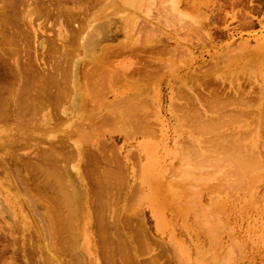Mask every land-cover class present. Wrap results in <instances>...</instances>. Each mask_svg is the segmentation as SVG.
Masks as SVG:
<instances>
[{"label":"rangeland","instance_id":"obj_1","mask_svg":"<svg viewBox=\"0 0 264 264\" xmlns=\"http://www.w3.org/2000/svg\"><path fill=\"white\" fill-rule=\"evenodd\" d=\"M81 1L89 6V13L106 12L109 15L105 18L112 20V39L100 44L95 54L83 55L80 47L69 39L72 38L69 27L43 17L37 19L35 14L28 13V7L21 14V20L23 16L25 21L27 17L29 21L35 18L32 25L29 21L28 27L24 25L27 29L22 27L28 31H23L25 35H31L26 36L28 46L17 34L15 40L22 45L18 44L21 49L17 44L15 48L22 51L16 56L14 48L12 58L13 55L16 58L6 56L12 66L9 76H17L20 71L44 76L57 73L63 88L61 95L57 94L58 99L56 93L51 94L54 100L44 99L40 110L36 108L37 112L34 109L35 113L29 114L33 120L21 119L29 124L17 122L16 118L0 122V264H31L32 260V264H44L41 260L47 258L51 261H46L47 264L59 261L70 264L72 260L75 264L74 255L77 257L80 246L86 243L97 247L100 264H108L105 260L109 258L105 257L104 246H99L95 230L99 218L103 222L102 216L110 229L107 236H112L109 247L114 253L111 249L109 252L112 251L115 264L122 262L118 247L123 243L126 260L122 258V264L134 261V264H264V0ZM59 27L63 31L60 37ZM10 46L9 49L13 48ZM4 47L7 48L6 44ZM23 47L27 54L23 53ZM17 60L24 70L17 69ZM28 60L34 62L30 68L25 67ZM8 74L4 73L6 77ZM0 77L4 76L0 73ZM21 77L16 78L15 84L25 86ZM61 96L64 98L60 101ZM36 165H53V170L57 166L59 172L64 169L66 177L60 172L63 175L59 177L64 180L57 188L60 191L63 188V193L75 191L78 200L83 201L82 206L79 201L71 209L69 206L71 214H77L80 206L86 215L82 217L84 212L80 210V219L74 217L78 218L75 233H82L76 235L81 238L78 249L72 242L77 238L73 232L69 231L74 235L71 243L61 233L65 230H59L63 239L66 237L64 249L73 246L75 254L71 248L72 254L62 250L63 239L58 230L52 234L57 237L56 243L45 230L40 232L42 235L37 233L42 231L43 224L41 228L35 212L43 213L49 204L54 214L56 204H62L58 200L59 190L56 192L54 188V193L47 190L50 187L47 188V182L53 175L46 176L47 168L39 167L42 170L37 171ZM40 188L45 192L42 189L41 193ZM29 198L32 203L37 200L41 204L36 201L38 207L34 208L37 205L29 204ZM97 200L107 202L101 215ZM58 206L56 209L61 210ZM88 210L91 213L96 210L98 220L95 217L88 222ZM86 228L91 230L87 234ZM113 229H118L126 240L116 239L118 234ZM30 244L35 245L34 251L40 250L34 256H31L34 246Z\"/></svg>","mask_w":264,"mask_h":264},{"label":"bare ground","instance_id":"obj_2","mask_svg":"<svg viewBox=\"0 0 264 264\" xmlns=\"http://www.w3.org/2000/svg\"><path fill=\"white\" fill-rule=\"evenodd\" d=\"M135 1V0H134ZM125 3L127 2V1H124ZM87 3H89V2H87ZM133 3V2H132ZM68 4V5H67ZM90 4V3H89ZM70 5V6H69ZM104 5V4H103ZM106 5V4H105ZM123 5V4H122ZM124 5H126V4H124ZM128 5V4H127ZM91 6V5H90ZM101 6V5H100ZM28 7H30V9H27ZM95 7V6H94ZM106 7H107V5H106ZM99 8H101V7H99ZM29 11L28 13L30 14V12H31V15L33 14H35V16H36V18L38 19V18H44L45 20H51V22H54V23H57L58 25H60L61 27H62V25L63 26H66V28H68L69 30V32L71 33H69V35H71L70 37H72V38H69V39H71L72 41H74V42H72V44L74 43V44H76L77 46H79L80 47V49H81V53H83V55H85V56H91V55H93V54H95V52L98 50V48H99V46H100V44H102L103 42H108V41H110L111 39H112V32H113V30H112V20L111 19H107V18H105L107 15H109V14H107L106 12L105 13H103V12H101V11H97V13L94 11H91V12H93V13H89V11H88V9H89V6L88 5H83V3H82V1L81 0H0V73H1V76L3 75L4 77H0V122H2L3 120H5L3 123H5L6 121H9L10 122V120H8L9 118L11 119H15L17 122H20L21 121V119L22 118H28V117H30L29 116V114L30 113H32V111L34 112L35 110H36V108L38 109L39 108V106L40 105H43V104H45L44 103V99H47L48 97H49V99H50V97L53 99V96L51 95V94H53V93H56L55 95H57L58 93H59V95H61L60 93H62V92H60L61 90H62V86L63 85H61V82L63 83V81H61L59 78H56L58 75H57V73H56V75L54 76L53 74H49V75H46V76H44L43 74V76L41 75V74H36V73H34L33 71L32 72H22V71H20V72H22L21 74H20V72L17 74V76L16 75H13V76H9V70L10 69H12V66H10V64H9V62H8V60H7V58H9V56L12 58V54H14V51H15V49H16V53H15V55L16 56H18L17 55V53L18 52H20V51H22V50H18V48H15V47H17V45L20 43L19 41H16L15 40V38L17 39V37L18 36H16L17 34L18 35H20L19 37H18V39L20 38V40H22L23 41V43H25L26 42V46H28V41H27V39L29 38V36H31V35H29V34H27V35H29L28 37H26L27 35H25V32L27 33L28 31L27 30H24L26 27L25 26H27L28 27V21H29V18L27 17L28 16V14L27 13H25L24 15H25V17H27L26 18V21L24 20V16H23V21L21 20V14L23 15V13L25 12V11H27V10ZM112 9H113V7H112ZM94 10H97V8L96 9H94ZM104 10H105V8H104ZM117 11V10H116ZM112 14V13H111ZM30 16V15H29ZM132 16V15H131ZM130 16V17H131ZM20 18V19H19ZM133 18V17H132ZM19 19V20H18ZM33 19H35V18H33ZM32 19V20H33ZM134 19V18H133ZM31 20V21H32ZM42 20V19H41ZM31 21H29L30 23H31ZM36 21V20H35ZM23 22H25L23 25H22V23ZM33 22V21H32ZM42 22V21H41ZM44 22V21H43ZM131 22V21H130ZM136 22V21H135ZM26 23H28V24H26ZM26 24V25H25ZM76 24V26H72V25H75ZM128 24V23H127ZM25 25V26H24ZM30 25V24H29ZM31 25H32V23H31ZM42 25H44V24H42ZM25 28H24V27ZM39 26H40V24H39ZM24 29H23V28ZM41 27V26H40ZM43 27V26H42ZM30 28H31V26H30ZM35 28V27H34ZM27 29V28H26ZM23 31H25V32H23ZM62 30L60 29V27H59V29H58V33H57V36L58 37H60V33H62L61 32ZM8 32V33H7ZM10 32V33H9ZM37 32V31H36ZM31 33V32H30ZM33 33V32H32ZM6 34H7V36H6ZM35 34H37V33H35ZM39 34V33H38ZM9 35V36H8ZM22 35H23V37H22ZM16 36V37H15ZM63 37V36H62ZM65 37V36H64ZM69 37V36H68ZM67 37V38H68ZM132 39V38H131ZM13 40H15L13 43H14V45H16V46H13V43H12V41ZM29 40V39H28ZM131 41V40H130ZM129 41V42H130ZM15 42H17V43H15ZM10 43H12L11 44V46H13V48L10 46ZM6 44V46H7V48L6 47H4V45ZM73 44V45H74ZM105 43H103V45H104ZM120 44H122V43H120ZM11 47V49H9V46ZM20 45H22L21 43H20ZM20 45H18V47H20ZM40 45H42V43L40 44ZM63 45V47H64V44H61V46ZM72 45V46H73ZM34 47V46H33ZM53 47V46H52ZM108 47H112V46H108ZM108 47H106V48H108ZM118 47V46H117ZM120 47H121V45H120ZM119 47V48H120ZM136 47V46H135ZM15 48V49H14ZM62 48V47H61ZM119 48H118V50H119ZM123 48V47H122ZM14 49V51H12ZM20 49H21V47H20ZM23 49V53H25L24 52V47L22 48ZM133 49V48H132ZM55 50V49H54ZM108 50V49H107ZM120 50H122V49H120ZM133 50H135V48L133 49ZM163 51V50H162ZM56 52V51H55ZM63 52V51H62ZM109 52V51H108ZM21 53V52H20ZM52 53V52H51ZM72 53V52H71ZM107 53V52H106ZM111 53V52H110ZM115 53V52H114ZM117 53H119V52H116L115 54L117 55ZM19 54V53H18ZM25 54H27V51H26V53ZM166 54V53H165ZM8 55V57L6 58V56ZM15 55H13V57L14 58H16L15 57ZM29 55V54H28ZM105 55V54H104ZM112 55V54H111ZM150 55V54H149ZM152 55V54H151ZM150 55V56H151ZM48 56V55H47ZM64 56V55H63ZM106 56V55H105ZM112 56H115V55H112ZM34 57V56H33ZM153 57V56H152ZM11 58H9V59H11ZM14 58H12V59H14ZM105 58V57H104ZM111 58V57H110ZM107 59V58H106ZM105 59V60H106ZM128 59V58H127ZM16 60V59H15ZM103 60V59H102ZM108 60V59H107ZM106 60V61H107ZM150 60V59H149ZM154 60V59H153ZM29 61V60H28ZM27 61V62H28ZM35 61V60H34ZM16 62V64H15V66H17V67H15V68H17V69H19V67L21 68V65L18 63V60L17 61H15ZM14 61H13V63H15ZM27 62H26V65L24 64V63H22L23 64V66L25 65V67H29L30 68V66L32 67V63L31 62H33V60H31V61H29L28 62V64H27ZM58 62V61H57ZM98 62V61H97ZM156 62V61H155ZM158 62V61H157ZM34 63V62H33ZM94 63V62H93ZM110 63V62H109ZM127 63H128V61H127ZM18 64V65H17ZM106 64V63H105ZM111 64V63H110ZM121 64V63H120ZM70 65V64H69ZM103 65V64H102ZM113 65V64H112ZM115 65V64H114ZM117 65V64H116ZM57 66V65H56ZM100 66V65H99ZM152 67H154V66H152ZM207 67V66H206ZM23 68V70H24V67H22ZM21 68V69H22ZM104 68H106V66L104 67ZM115 68V67H114ZM121 68H122V66H121ZM120 68V69H121ZM125 68V67H124ZM26 69V68H25ZM35 69V68H34ZM65 69V68H64ZM64 69H63V72H64ZM84 69V68H83ZM82 69V70H83ZM20 70V69H19ZM31 69H29V71H30ZM54 70H56V69H54ZM27 71V70H26ZM84 71V70H83ZM85 72H87L86 70H85ZM109 72V71H108ZM4 73H6V74H8L7 75V77H6V75H4ZM23 73H25V74H23ZM38 73V72H37ZM41 73H43V72H41ZM45 73V72H44ZM80 73V72H79ZM89 73V72H88ZM143 73V72H142ZM25 75V76H23V75ZM81 74H82V71H81ZM85 74V73H84ZM159 74V73H158ZM20 75H22L23 77H21ZM66 75V74H65ZM90 75H92V74H90ZM124 75V74H123ZM21 77V78H23L21 81L22 82H25V83H22V84H24L25 86H18L17 84H15V81H16V78L17 77ZM66 76H68V75H66ZM120 76H122V75H120ZM154 76V75H153ZM143 77V76H142ZM157 77V76H156ZM66 78V77H65ZM69 78V77H68ZM84 78V77H83ZM83 78H82V81H83ZM20 79V78H19ZM120 79V78H119ZM68 80V79H67ZM67 80H66V84L69 82V80H68V82H67ZM61 81V82H60ZM87 81V80H86ZM18 82H20V81H18ZM83 83V82H82ZM65 84V85H66ZM84 84V83H83ZM17 85V86H16ZM64 85V86H65ZM69 86V85H68ZM84 86V85H83ZM50 87H52V89L54 88L55 90H51L50 89ZM83 88V87H82ZM75 89V88H74ZM76 90V89H75ZM82 90V89H81ZM99 90V89H98ZM52 91H54V92H52ZM98 92V91H97ZM84 93V92H83ZM242 93V92H241ZM67 94V93H66ZM54 95V94H53ZM54 95V96H55ZM68 95H70V94H68ZM85 95V94H84ZM84 95H83V98H84ZM96 95V94H95ZM67 96V95H66ZM59 98V96L57 95L56 96V98ZM62 97L63 96H61V98H60V101H61V99H62ZM57 98V99H58ZM64 98V97H63ZM96 98L98 99V96H96ZM56 99V100H57ZM127 98H125V100H126ZM241 99H243L242 97H241ZM54 100V99H53ZM55 100V101H56ZM123 100V99H122ZM129 100V99H128ZM42 101H43V104H42ZM49 101H52L51 99L49 100ZM117 101V100H116ZM120 101V100H119ZM63 102V101H62ZM67 102V101H66ZM114 102V101H113ZM117 103V102H116ZM120 103V102H119ZM122 103H125V101L124 102H122ZM235 103V102H234ZM52 104V103H51ZM106 105V104H105ZM240 105V104H239ZM243 105V104H242ZM50 106V105H49ZM53 106V105H52ZM57 106V105H56ZM108 106V105H107ZM110 106V105H109ZM119 106V105H118ZM127 106V105H126ZM244 106V105H243ZM124 107V106H123ZM97 108V107H96ZM35 109V110H34ZM112 109H113V107H112ZM122 109V108H121ZM39 110H40V108H39ZM38 110V111H39ZM42 110V109H41ZM237 110V109H236ZM29 112V113H28ZM36 112H37V110H36ZM136 112H138V111H136ZM27 113H28V115H27ZM35 113V112H34ZM33 113V114H34ZM24 114V117L22 116ZM37 114H39V113H37ZM219 114V113H218ZM236 115H237V113H235ZM26 115V116H25ZM124 115V114H123ZM234 115V114H233ZM21 116V117H20ZM39 116V115H38ZM38 116H37V119H38ZM135 116V115H134ZM31 117H32V114H31ZM30 117V118H31ZM17 118H19L18 120H17ZM108 118H110V117H108ZM238 118V117H237ZM7 119V120H6ZM36 119V120H37ZM104 119V118H103ZM31 120H33L32 118H31ZM113 120H115V119H113ZM112 120V121H113ZM14 121V120H13ZM16 121H14V122H16ZM23 121H24V119H23ZM23 121H21V122H23ZM92 121V120H91ZM105 121H106V119H105ZM111 121V122H112ZM140 121V120H139ZM25 122V121H24ZM26 122H27V120H26ZM25 122V123H26ZM34 122V121H33ZM98 122V121H97ZM28 123V122H27ZM26 123V124H27ZM100 123L102 124V123H104V121L103 122H101L100 121ZM110 123V122H109ZM114 123V122H113ZM29 124V123H28ZM80 124V123H79ZM98 124V123H97ZM5 125V124H4ZM83 125V124H82ZM115 125V124H114ZM81 126V125H80ZM96 126V125H95ZM98 126V125H97ZM78 128H79V126H77ZM99 127H101V125L99 126ZM86 128H88V127H86ZM81 129V128H80ZM91 129H93V128H91ZM99 129V128H98ZM79 130V129H78ZM81 130H83V128L81 129ZM87 131H88V129H86ZM96 130V129H95ZM80 131V130H79ZM94 131V130H93ZM84 132H86L85 131V128H84ZM238 132V131H237ZM70 133V132H69ZM92 133V132H91ZM80 134H82V133H80ZM95 134V133H94ZM93 134V135H94ZM92 135V134H91ZM90 135V136H91ZM97 135V134H96ZM223 135V134H222ZM64 136V135H63ZM93 137V136H92ZM222 137H224V136H222ZM80 138V137H79ZM84 138V137H83ZM65 139V138H64ZM61 140V139H60ZM81 141V140H80ZM84 142H85V140H84ZM66 144V143H65ZM69 144V143H68ZM85 144V143H84ZM193 144V143H192ZM52 145V144H51ZM51 145H49V147L51 146ZM56 145V144H55ZM62 145H64V144H62ZM71 145V144H70ZM49 147H47V148H49ZM55 147V146H54ZM68 147V146H67ZM192 147V146H191ZM198 147H200V146H198ZM215 147H217V146H215ZM214 147V148H215ZM61 148V147H60ZM64 148V147H63ZM102 148V147H101ZM195 148V147H194ZM54 149V148H53ZM56 149V148H55ZM65 149V148H64ZM198 149V148H197ZM224 149H226V148H224ZM44 150V149H43ZM59 150V149H58ZM58 150H57V153H58ZM70 150V149H69ZM86 150V149H85ZM108 150V149H107ZM66 151V150H65ZM192 151V150H191ZM43 152V151H42ZM41 152V153H42ZM46 152V151H45ZM47 152H48V150H47ZM46 152V154H48ZM223 152V151H222ZM92 153V152H91ZM197 153V152H196ZM44 155H45V153H43ZM50 154V153H49ZM62 154H63V152H62ZM66 154V153H65ZM105 154V153H104ZM115 154V153H114ZM41 155V154H40ZM71 155V154H70ZM86 155V154H85ZM88 155V154H87ZM234 155V154H233ZM42 156V155H41ZM48 156V155H47ZM52 156H53V154H52ZM68 156V155H67ZM94 156V155H93ZM223 156H225V155H223ZM45 157H46V155H45ZM51 157V156H50ZM92 157V156H91ZM96 157V156H95ZM108 157V156H107ZM40 158V157H39ZM116 158V157H115ZM234 158V157H233ZM10 159V158H9ZM47 159H48V157H47ZM59 159V158H58ZM71 159V158H70ZM235 159V158H234ZM19 160V159H18ZM32 160V159H31ZM228 160V159H227ZM240 160V159H239ZM68 161V160H67ZM218 161V160H217ZM216 161V162H217ZM51 162H52V160H51ZM107 162V161H106ZM22 163V162H21ZM24 163V162H23ZM28 163V162H27ZM34 163V162H33ZM39 162H37V164H38ZM57 163V162H56ZM122 163V162H121ZM4 164V163H3ZM6 164H8V162L6 163ZM35 164H36V162H35ZM40 164V163H39ZM64 164V163H63ZM107 164V163H106ZM28 165V164H27ZM54 165V164H53ZM53 165H49V166H41V167H43L44 169L45 168H47V171H46V176H51V175H53V176H51L52 178H50L49 179V181L47 182L45 179L46 178H49V177H46V178H44V180L47 182V185H45V186H43V188H45L46 186H47V188L49 187V185H50V189L48 188L47 190L51 193H54V188H55V191L57 190H59L57 187H58V185L59 184H61L60 182L62 181V179L64 180V178H60L59 176H62L63 174H65V177H66V171H64V169L62 170V168L60 169L61 171V173H62V171H63V174H60V172H59V170H58V168H57V166H55L56 168L53 170ZM66 165V164H65ZM237 165V164H236ZM10 166V165H9ZM17 166H19V165H17ZM52 166V168H50ZM59 166H61V164L59 165ZM100 166V165H99ZM112 166V165H111ZM40 167V166H39ZM39 167H37V165H36V169H37V171H39V170H42V169H40ZM62 167V166H61ZM103 167V166H102ZM19 168V167H18ZM17 168V169H18ZM32 168V167H31ZM66 168V167H65ZM119 168V167H118ZM7 169V168H6ZM14 169V168H13ZM29 169H30V167H29ZM44 169H43V171H44ZM81 169V168H80ZM114 169V168H113ZM10 170V169H9ZM26 170H27V173H28V169L26 168ZM25 170V171H26ZM31 170H33V168L31 169ZM31 170H30V172H31ZM35 170V169H34ZM58 171V173H57V171ZM68 170V169H67ZM86 170V169H85ZM116 170V169H115ZM119 170V169H118ZM117 170V171H118ZM123 170V169H122ZM121 169H120V171H122ZM187 170V169H186ZM15 171V170H14ZM19 171V170H18ZM42 171V172H43ZM93 171V170H92ZM112 171V170H111ZM124 171V170H123ZM13 172V171H12ZM34 172V171H33ZM55 172L57 173V174H55ZM65 172V173H64ZM86 172V171H85ZM91 172V171H90ZM125 172V171H124ZM189 172V171H188ZM35 173V172H34ZM33 173V174H34ZM44 174V176H45V172H43ZM104 173V172H103ZM121 173H123V172H121ZM32 174V173H31ZM49 174V175H48ZM69 174V173H68ZM84 174V173H83ZM92 174V173H91ZM91 174H90V176H91ZM113 174V173H112ZM15 175V174H14ZM123 175V174H122ZM16 176V175H15ZM18 176V175H17ZM32 176V175H31ZM43 176V177H44ZM111 177V176H110ZM115 177V176H114ZM16 178V177H15ZM18 178V177H17ZM91 178V177H90ZM108 178V177H107ZM120 178V177H119ZM24 179V178H23ZM23 179L21 180V178H20V181H23ZM32 179H34V178H32ZM67 179V178H66ZM65 179V180H66ZM115 179H117L116 177H115ZM29 180V179H28ZM42 180V179H41ZM51 180V181H50ZM18 181V180H17ZM34 181V180H33ZM32 181V182H33ZM37 181V180H36ZM44 181V182H45ZM107 181V180H106ZM123 181V180H122ZM26 183H27V181H25ZM50 182H52L51 184H50ZM55 182V183H54ZM71 182V181H70ZM72 182H74V181H72ZM87 182V181H86ZM91 182V181H90ZM115 182V181H114ZM22 183V182H21ZM21 183H20V186H21ZM35 183V182H34ZM49 183V184H48ZM54 183V184H53ZM62 183H63V181H62ZM75 183V182H74ZM113 183V182H112ZM124 183V182H123ZM28 184V183H27ZM27 184H26V186H27ZM41 185V184H40ZM39 185V186H40ZM43 185V184H42ZM42 185H41V187H42ZM54 185V186H53ZM64 185V184H63ZM68 185V184H67ZM75 185V184H74ZM56 186V187H55ZM62 185H60L59 186V188L61 187ZM76 186V185H75ZM104 186V185H103ZM30 187H32V186H30ZM38 187V186H37ZM53 187V188H52ZM72 187V186H71ZM78 187V186H77ZM92 187V186H91ZM23 188H27V187H23ZM22 188V189H23ZM42 188V189H43ZM64 188H67V187H64ZM29 189V188H28ZM39 189V188H38ZM41 189V188H40ZM41 189V193H43L42 191L44 190H42ZM60 189H62L60 192L61 193H59L58 192V195H59V199L58 200H61V203L60 204H62V206H60L61 208H59V206H58V203L56 204V208H57V206H58V208L59 209H61V210H57L56 208L54 209V210H56V212L57 213H51L52 212V210H51V206H49L48 207V205L49 204H47V207H46V210H44V211H42L43 213H45V211H46V214H43V213H41V212H39V210L37 211V212H35V210L34 209H32V212L34 211L35 212V214H37V216H34V215H32L33 213L31 212V210H30V213H31V215L32 216H34V217H38L37 219H39V220H37V221H40V225H41V228H42V224H43V228H42V231H39V232H37V233H39V234H41L40 232H43V230H45V232L44 233H47L48 234V236L50 237L54 232L55 233H57V230L59 231V230H65V232H61V231H59V235L61 234V233H63L64 234V236L65 235H67L66 237L68 238H70V242H71V238H72V235L74 236V237H77L76 235H79L80 236V234H82V233H80V234H76L75 232H78V230L77 229H75V225H74V223H75V221L78 219H75L74 217H75V215H76V217H79V215L81 214H79V212H84V216H82V217H84L85 218V211H83V210H81L82 209V207H80V206H77L76 208L77 209H79L78 211L76 210V208L75 207H73V208H75V210L78 212H75V213H77L78 214V216H77V214H75L74 215V213L73 214H71L72 212L70 211V209L72 208V206L73 205H75V203H76V201H79L78 200V198H79V196H78V194L75 192V191H68L69 192V194H68V192L67 193H63V192H65V191H63L64 189L63 188H60ZM69 189V188H68ZM136 189V188H135ZM27 190V189H26ZM31 190V189H30ZM36 190V189H35ZM45 190H46V188H45ZM45 190H44V192H45ZM51 190H53V191H51ZM71 190H73V189H71ZM38 191V190H37ZM36 191V192H37ZM47 191V192H48ZM56 191V192H57ZM88 191V190H87ZM138 191H139V189H138ZM72 192V193H71ZM142 192V191H141ZM39 193V192H38ZM71 193V194H70ZM57 193H55V195H56ZM32 195V194H31ZM34 195V194H33ZM32 195V196H33ZM36 195V194H35ZM34 195V196H35ZM89 195V194H88ZM30 196V195H29ZM32 196H30V197H32ZM38 196V194L36 195V197ZM54 196V195H53ZM81 196V195H80ZM28 197V196H27ZM50 197V196H49ZM33 199H36V198H34V197H32ZM32 198H29V200L31 201V199ZM54 198V197H53ZM23 199V198H22ZM57 199V198H56ZM56 199H54L53 200V202H55L56 203ZM28 200V199H27ZM39 200V199H38ZM109 200V199H108ZM7 201V200H6ZM8 201H11V200H8ZM22 201V200H21ZM24 201V200H23ZM22 201V202H23ZM37 201V200H36ZM35 200L33 201V203H32V201L31 202H29L28 201V203L29 204H36L37 202H39V201H37L36 202ZM43 201V200H42ZM88 201H89V199H88ZM94 201V200H93ZM127 201V200H126ZM46 202V201H45ZM44 202V203H45ZM52 202V201H51ZM81 201H79V203H80ZM97 202V203H96ZM101 202H103V203H101ZM131 202V201H130ZM43 203V202H42ZM78 203V202H77ZM78 203V204H79ZM82 204H83V201L81 202ZM80 203V204H81ZM93 203V202H92ZM95 203H96V206H97V204L99 205V206H97V207H100L99 208V210L97 209V207L95 208V209H97V211H100V215L102 214L101 212V210L102 209H104L103 207L104 206H106V203L104 202V200L102 201H100V200H97V201H95ZM100 203L102 204V206H100ZM133 203V202H132ZM38 204H41V202H39ZM73 204V205H72ZM78 204H76V205H78ZM82 204H81V206H82ZM94 204V203H93ZM103 204H104V206H103ZM118 204V203H117ZM13 205V204H12ZM37 205V204H36ZM51 205V204H50ZM75 205V206H76ZM95 205V204H94ZM4 206V205H3ZM35 206V205H34ZM33 206V207H34ZM42 206V205H41ZM43 206L45 207L46 205L45 204H43ZM69 206H70V209H69ZM38 207V205L36 206V207H34V208H37ZM53 207V206H52ZM81 209H80V208ZM84 207V206H83ZM89 207V206H88ZM88 207L86 208V207H84V208H86V209H88ZM95 207V206H94ZM93 207V208H94ZM102 207V208H101ZM42 208V207H41ZM63 208H64V210L66 211L65 213L63 212L64 210H63ZM92 208V209H93ZM43 209V208H42ZM53 209V208H52ZM91 208H89V210H90ZM91 209V210H92ZM137 209V208H136ZM2 210V209H1ZM74 210V209H73ZM81 210V211H80ZM88 210V211H89ZM94 210V209H93ZM105 210V209H104ZM4 211V210H3ZM67 211H70V212H67ZM96 211V210H95ZM95 211H93V213H91L90 211V214H91V216L93 215V214H95L96 212ZM134 211V210H133ZM140 211V210H139ZM54 212V211H53ZM95 212V213H94ZM105 212V211H104ZM104 212H103V214H104ZM87 213V212H86ZM6 214V213H5ZM11 214V213H10ZM89 214V213H88ZM90 214L88 215L90 218L88 219V217H87V219H88V222H91V220L90 219H92V218H95L96 217V219L98 220V218H97V216L99 217V213H96L95 215H93V217H91L90 216ZM82 215H83V213H82ZM106 215V214H105ZM4 216V215H3ZM2 216V217H3ZM8 216V215H7ZM107 216H108V214H107ZM107 216H106V218H107ZM101 217V216H100ZM32 218V217H31ZM105 217H103L102 216V219H103V222H101L100 221V218H99V220H98V225H95V227L97 228V226H98V230L95 228V230H96V233H97V231H98V233H97V236L99 237V239H98V243H99V246H104L103 248L105 249L104 251V253H105V257L107 256V258H109L110 259V262H111V264H113L114 263V259H111L112 258V256L110 255V254H112L113 255V253H114V251H113V249H111L109 246H111L112 244L111 243H113L112 241H111V243H109V241H110V239H112V236H107L108 235V233H110L109 231H110V229L108 230V226H106V225H108V224H104L105 223V221L104 220H106V219H104ZM113 218V217H112ZM128 218V217H127ZM139 218H141L142 219V217H141V215H140V217ZM79 219H80V217H79ZM82 219V218H81ZM114 219H115V217H114ZM32 220V219H31ZM122 220V219H121ZM127 220V219H126ZM8 221V220H7ZM11 221V220H10ZM80 221V220H79ZM79 221H78V223H79ZM125 221V220H124ZM77 222V221H76ZM81 222V221H80ZM85 222H86V224L84 223V225H86L87 226V221L85 220ZM139 222H142V221H139ZM42 223V224H41ZM78 223L76 224V225H78ZM95 223V222H94ZM97 223H95V224H97ZM107 223V222H106ZM116 224L118 223V221H116L115 222ZM10 224L12 225L13 224V222L11 223L10 222ZM82 224V223H81ZM80 224V225H81ZM89 224H91V223H89ZM122 224H123V222H122ZM9 225V224H8ZM14 225V224H13ZM39 225V224H38ZM40 225H39V227H40ZM80 225H78V226H80ZM119 225V224H118ZM93 226H94V224H93ZM113 226V228L115 229V228H118V227H116V225L114 226V225H112ZM121 226V225H120ZM7 227V226H6ZM37 227V226H36ZM88 227H90V226H88ZM135 227V226H134ZM9 228H10V226H9ZM14 228V227H13ZM79 228V227H78ZM92 228V227H91ZM129 228V227H128ZM31 229V228H30ZM75 229V230H74ZM81 229H82V227H81ZM87 229V228H86ZM89 229V228H88ZM88 229H87V231H86V234H87V232H88ZM113 229V230H114ZM119 229V228H118ZM118 229H116V231L115 232H117V234H118V236H115L116 234H114V236L116 237V239L117 238H121V239H123V241H125L126 239H125V237H123L122 235H120L119 233H118ZM132 229H133V227H132ZM136 229V228H135ZM138 229V228H137ZM5 230V229H4ZM13 230V229H12ZM39 230H41L40 228H39ZM77 230V231H76ZM84 230H85V228H84ZM90 230V229H89ZM2 231H3V229H2ZM15 231H16V229H15ZM66 231H68V232H66ZM69 231L72 233L73 232V234H69ZM91 231V230H90ZM119 231H122V230H120L119 229ZM134 231V230H133ZM10 232V231H9ZM61 232V233H60ZM79 232H81V230L79 231ZM108 232V233H107ZM144 232V231H143ZM54 233V234H55ZM68 233V234H67ZM92 233V232H91ZM123 233V232H122ZM132 233V232H131ZM134 233H136V232H134ZM7 234V233H6ZM11 234V233H10ZM47 234L45 235L46 237H48L47 236ZM53 234V235H54ZM98 234H100V235H98ZM137 234V233H136ZM142 234V233H141ZM4 235V234H3ZM2 235V236H3ZM42 235V234H41ZM41 235H40V237H41ZM52 235V239H53V237H54V239H55V237L56 236H53ZM57 235V234H56ZM70 235V236H69ZM91 235V234H90ZM119 235H120V237H119ZM11 236V235H10ZM44 236V235H43ZM61 236V238L63 239V235L61 234L60 235ZM77 237L76 239L74 238V240H72V242L75 244V245H77L76 246V248L78 247V241L81 239L80 237ZM140 236H142V235H140ZM4 237V236H3ZM45 237V238H46ZM66 237H65V239H61L62 240V242H61V244L60 245H62V244H64V245H66ZM81 237H82V235H81ZM90 237H92V236H90ZM109 237H111V238H109ZM123 237V238H122ZM128 237V236H127ZM16 238V237H15ZM57 238V237H56ZM59 238V237H58ZM132 238V237H131ZM138 238V237H137ZM1 239H3V238H1ZM43 239H44V237H43ZM49 239V238H48ZM78 239V240H77ZM114 239V238H113ZM116 239H114V240H116ZM6 240V239H5ZM42 240V239H41ZM46 239H44V241H45ZM49 240H51V238L49 239ZM60 240V241H61ZM65 240V242H63ZM68 240V239H67ZM91 240V239H90ZM93 240V239H92ZM91 240V241H92ZM119 240V239H118ZM133 240H134V237H133ZM139 240H141V239H139ZM12 241V242H11ZM10 242L11 243H14L13 242V240H11ZM43 241V240H42ZM77 241V242H76ZM95 241V240H94ZM93 241V242H94ZM142 241H144V239L142 240ZM32 242V241H31ZM52 242V241H51ZM55 243H56V239H55V241H54ZM53 242V243H54ZM70 242H68V243H70ZM71 242V243H72ZM118 242V241H117ZM119 242H121V241H119ZM139 242H141V241H139ZM5 243H6V241H5ZM8 243H9V241H8ZM60 243V242H59ZM67 244L69 247H70V245L72 246V244ZM83 243V242H82ZM89 243H91V242H89ZM96 243V242H95ZM94 243V244H95ZM2 244H4L3 242H2ZM7 244V243H6ZM10 244V243H9ZM8 244V245H9ZM37 244H39V243H37ZM36 243H35V245H37ZM51 244V243H50ZM109 244H111V245H109ZM119 244V243H118ZM121 244V243H120ZM35 245H33V244H30V246H34L33 247V250H32V247L31 248H29V249H31L32 251V255L31 256H34V254H36L35 252H37V251H34L35 249H36V247H35ZM57 246H58V243L56 244ZM59 245V246H60ZM115 245V244H114ZM123 245L125 246V244L123 243ZM123 245H119V249H118V254L120 253V254H122V255H118V258H120L121 259V261L123 262V260H122V258H123V256L125 257L126 255H125V248H123L124 246ZM41 245H38L37 247H39L40 249H41V252H42V249L43 248H41L40 247ZM43 246V245H42ZM58 246V247H59ZM63 246V245H62ZM62 246L60 247V249H62ZM68 246H66V247H68ZM116 246H117V244H116ZM123 246V247H122ZM128 246H130V245H128ZM51 247V246H50ZM58 247H55V249H57ZM73 247V246H72ZM72 247H70L71 248V250H73L72 252H74L73 254H75L76 253V251L77 250H75L76 248H72ZM81 247V251L79 252V255H77V257H76V254L74 255V257H73V255H72V257H73V259L74 260H76V261H74V263L75 264H100L99 262V255H98V257H97V250H96V248H95V245H91V246H89L88 245V243H86V244H84V245H81L80 246ZM113 247V246H112ZM121 247L123 248V249H121ZM146 247V246H145ZM70 248H67V249H64V246H63V249L62 250H66V252H68V250H69V252L71 251L70 250ZM28 249V250H29ZM52 249V248H51ZM78 249V248H77ZM110 249L113 251V253H111V252H109L110 251ZM146 249V248H145ZM151 249V248H150ZM27 250V251H28ZM49 250V249H48ZM62 250H60L61 251V253H63L62 252ZM149 250V249H148ZM147 250V251H148ZM40 251V250H39ZM38 251V252H39ZM143 251V250H142ZM30 252V251H29ZM28 252V253H29ZM40 252V253H41ZM72 252H70L71 254H72ZM58 253V252H57ZM104 253H103V255H104ZM165 253V252H164ZM47 254H49V253H47ZM46 254V255H47ZM64 254H65V252H64ZM63 254V255H64ZM67 254V253H66ZM65 254V255H66ZM71 254H69L68 253V255L69 256H67L68 258H67V260H69V258H70V256H71ZM78 254V253H77ZM8 255V254H7ZM38 255H40V256H42L41 254H38ZM51 255V254H50ZM56 255V254H55ZM108 255H110V257H108ZM28 256V255H27ZM30 256V253H29V256L28 257H31ZM62 256V255H61ZM114 256V255H113ZM13 257V256H12ZM49 257V256H48ZM58 258H59V255L57 256ZM130 257V256H129ZM168 257V256H167ZM178 257V256H177ZM33 258V257H32ZM53 258V257H52ZM57 258V259H58ZM62 258V257H61ZM64 258V257H63ZM66 258V257H65ZM76 258V259H75ZM114 258V257H113ZM132 258V257H131ZM135 258V257H134ZM170 258V257H169ZM174 258V257H173ZM48 259V258H47ZM46 259V261H50V260H47ZM71 259V258H70ZM109 259H108V261H106L105 260V263H108L109 264ZM117 259V258H116ZM119 259V260H120ZM123 259H125V258H123ZM149 259V258H148ZM177 259H179V258H177ZM5 260V259H4ZM31 260V259H30ZM44 260V259H43ZM43 260H41L42 262H45L46 263V261H43ZM61 260V259H60ZM66 259L64 260V261H67ZM112 260V261H111ZM126 260V259H125ZM151 260H153V259H151ZM150 260V261H151ZM176 260V259H175ZM64 261H63V263H64ZM120 261V262H121ZM144 261V260H143ZM158 261V260H157ZM167 261V260H166ZM170 261V260H169ZM2 262V261H1ZM0 262V263H1ZM11 262H13V261H11ZM30 262V261H29ZM34 261L32 260V263H33ZM39 262V261H38ZM60 262V261H59ZM57 263V264H60V263ZM71 263L73 262V260L72 261H70ZM113 262V263H112ZM122 262H121V264H122ZM130 262V261H129ZM132 262V261H131ZM135 262V261H134ZM134 262H133V264H134ZM146 262H147V260H146ZM151 262H154V261H151ZM172 262V261H171ZM31 263V264H32ZM44 263V264H45ZM50 263H51V261H50ZM62 263V262H61ZM66 263V262H65ZM64 263V264H65ZM67 263H69V262H67ZM66 263V264H67ZM70 263V264H71ZM124 263V262H123ZM180 263H181V261H180ZM187 263V262H186ZM3 264V263H2ZM15 264V263H14ZM47 264V263H46ZM48 264H49V262H48ZM73 264V263H72ZM115 264V263H114ZM127 264H129V263H127ZM146 264V263H145ZM149 264H150V262H149ZM157 264V263H156ZM183 264V263H182Z\"/></svg>","mask_w":264,"mask_h":264}]
</instances>
